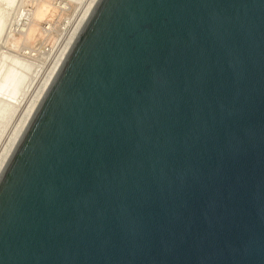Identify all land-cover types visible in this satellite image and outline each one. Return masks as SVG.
Instances as JSON below:
<instances>
[{
    "label": "water",
    "instance_id": "water-1",
    "mask_svg": "<svg viewBox=\"0 0 264 264\" xmlns=\"http://www.w3.org/2000/svg\"><path fill=\"white\" fill-rule=\"evenodd\" d=\"M0 264H264V0H95L0 167Z\"/></svg>",
    "mask_w": 264,
    "mask_h": 264
},
{
    "label": "rangeland",
    "instance_id": "rangeland-1",
    "mask_svg": "<svg viewBox=\"0 0 264 264\" xmlns=\"http://www.w3.org/2000/svg\"><path fill=\"white\" fill-rule=\"evenodd\" d=\"M86 2L0 0V151ZM42 5L33 37L25 38Z\"/></svg>",
    "mask_w": 264,
    "mask_h": 264
},
{
    "label": "bare ground",
    "instance_id": "bare-ground-1",
    "mask_svg": "<svg viewBox=\"0 0 264 264\" xmlns=\"http://www.w3.org/2000/svg\"><path fill=\"white\" fill-rule=\"evenodd\" d=\"M94 2H95V0H87L85 6L83 7V9L80 12V15L78 16L76 22L74 23V25L72 26L70 32L68 33L65 41L62 42L63 43L62 46L60 47V49L58 50V52L54 56L53 60L51 61V63L49 65L44 77L42 78L41 82L37 86V88H36L33 96L31 97L29 103L27 104V106L25 107L24 111L22 112V114L18 118L17 122L13 126V128H12V130H11L7 140H6V143L4 144L3 148L0 151V167L3 164L6 156L8 155L11 147L13 146V144H14L17 136L19 135L22 127L24 126V124H25L30 112L32 111V109H33V107H34L39 95L41 94L46 82L48 81L49 77L51 76L52 72L54 71L55 67L57 66L58 62L60 61L61 57L63 56L64 52L66 51L67 47L69 46L70 42L72 41L74 35L76 34L77 30L79 29L80 25L82 24L83 20L85 19L87 13L89 12V10L92 7ZM44 3H43V5H44ZM43 5L40 6V7H37L35 9L36 11L34 12L35 14H34L33 18L36 21H34L32 19L33 21L31 22V25H30L28 31L26 32L27 37H25V38H29V37H31V35L33 37L35 29L38 26V25H36L37 20L40 19V17H42V15L44 13ZM38 32H40V31H38Z\"/></svg>",
    "mask_w": 264,
    "mask_h": 264
}]
</instances>
